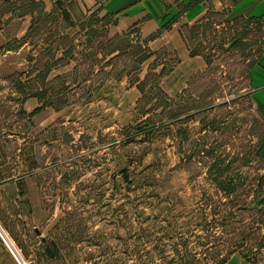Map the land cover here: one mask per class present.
<instances>
[{
	"label": "rangeland",
	"instance_id": "1",
	"mask_svg": "<svg viewBox=\"0 0 264 264\" xmlns=\"http://www.w3.org/2000/svg\"><path fill=\"white\" fill-rule=\"evenodd\" d=\"M196 1L206 17L196 30L183 24L186 45L175 48L150 41L166 28L144 37L135 18L116 30L115 15L77 0H0V185L16 183L0 188V233L31 264H163L159 249H186L169 227L203 234L192 228L202 216L229 223L206 247L219 259L244 240L225 264H264L254 228L264 159H242L264 156V109L251 85V103L237 90L264 44V19L230 20V0ZM208 101L210 111L188 117ZM217 155L245 178L230 198L213 183ZM0 264H17L1 235Z\"/></svg>",
	"mask_w": 264,
	"mask_h": 264
},
{
	"label": "crops",
	"instance_id": "2",
	"mask_svg": "<svg viewBox=\"0 0 264 264\" xmlns=\"http://www.w3.org/2000/svg\"><path fill=\"white\" fill-rule=\"evenodd\" d=\"M56 0H52V3ZM192 0H77L79 5L88 12H92L93 9H101L102 14L111 13L118 18L116 30L124 31L128 28L123 23H128V20L140 18L137 21V27L141 36L150 37L151 35L161 31L164 24H166L185 4H189ZM196 1V0H195ZM201 5L197 2L193 4L189 9L185 10L172 25L164 29V35L156 36L153 40L157 41L159 38H166L165 44L169 46L186 45L185 39L181 36L180 29L183 24L201 22L206 17V10H202ZM204 8V6H203ZM227 17L231 20V17H247L251 19H264V0H230L229 8L226 11ZM231 14V16H230ZM3 28L0 25V46L1 42L5 40V34ZM6 42H4L5 45ZM22 46H20L19 52H21ZM3 52V51H2ZM11 51L6 50L2 54L5 58ZM191 57V55H190ZM197 57V56H196ZM251 86L253 91L251 93L252 99L255 104L264 109V44L260 47V52L257 61L250 67ZM264 149V145L262 146ZM14 184L11 181L0 185L5 191H9L14 188ZM1 197V196H0ZM2 198V197H1ZM20 215V214H19ZM20 221V219H18ZM27 224L26 222H22ZM17 239V238H15ZM43 239V238H42ZM21 237H18L17 241L21 242Z\"/></svg>",
	"mask_w": 264,
	"mask_h": 264
},
{
	"label": "trees",
	"instance_id": "3",
	"mask_svg": "<svg viewBox=\"0 0 264 264\" xmlns=\"http://www.w3.org/2000/svg\"><path fill=\"white\" fill-rule=\"evenodd\" d=\"M197 2L198 1H195V3H197ZM188 5L187 6L190 7L192 4L189 3ZM180 12H182V10L178 11L166 24H164L163 28L170 27V25L177 19V16H179ZM200 23L201 22H195L192 25H187V27H191L190 29L196 30ZM166 25H169V26L167 27ZM110 42H112V40ZM229 43H231V42H229ZM234 45H235L234 43L230 44V47L227 50L230 51V49ZM189 48H190V52H191L190 54L193 56H197L199 54H202V51L198 50V48H196V45H194L193 47H192V45H190ZM123 50H126V48L117 47V48H115L114 51H120L122 53ZM114 51H112V52H114ZM147 56L148 57L150 56L149 53ZM147 56L145 57V59L147 58ZM113 58H115V56L111 57V59H113ZM111 59L108 61L109 63L112 61ZM145 59H143V57H142V58L137 59L136 62L140 65L145 61ZM156 60L149 65L150 71L153 70V72H154V67L157 65V62H158V60H157V62H156ZM255 62L256 61L251 62V64L248 65V68L251 67ZM153 74L155 77V73H153ZM228 78H229V80L233 81L237 77L229 76ZM244 78H246V84L239 86L237 90H239L240 92L244 91V93H239V95L242 96L243 98L246 97V99H248V102L251 103L250 96H249L250 95L249 87L251 85L250 73H249L248 77H244ZM143 87L141 85V88H143ZM151 87L152 86H150L149 88H151ZM234 100H236V99H234ZM211 103H213V101L206 102L204 104V107L199 109L200 111L198 110V112H196L195 114H192V115L190 114V115H188V117L193 118V117H196L198 115L200 116L207 111H210L213 107L209 108L207 106H209ZM223 103H225V105H227L228 102L225 101ZM181 120L182 119H177L176 122L180 123ZM213 129L216 131L219 130V128H217V127H214ZM224 144H226V143L225 142L221 143L220 146L223 147ZM244 154H245V157L242 158L244 161L248 160V162H251V160H252L251 158L254 157V154H256L259 157L258 159H264V156L260 155V153L259 154L257 153V149H256V151L251 150V151H248L247 153H244ZM222 157H223V155H217V158H216L217 162L215 161V163L211 166V168H212L211 173L214 176L213 183L219 188V190H221L224 193V195L226 197L230 198L232 193L237 189L236 188L237 184L235 183L237 181V179L239 180L238 185H240L241 179H245V178L242 177V175L239 171L240 169H238L239 167H237V166L234 167V164H233V166L232 165H226L225 159H223ZM239 158H240V155L237 154L236 159L233 161V163L238 161ZM247 158H250V159H247ZM243 164H245V163L242 162L241 165H243ZM249 164H251V163H249ZM237 171H239V172H237ZM121 172H122L124 178L126 180H129L128 170L122 169ZM263 176L264 175H262V177ZM258 202L260 205L263 204L264 203V197L259 199ZM241 210H243V212H244L245 210H247V207L243 206V207H241ZM260 210H262V209H260ZM256 224L259 227L254 226V228H258L260 231H262L261 234L259 233L258 243H257L258 244V251L261 252L262 250H264V219H260V218L257 219ZM228 225H229V223L226 221V219L225 220H216L215 217H214V219L213 218L208 219V217L202 216V217H200L199 221H195V223L192 224V228H196L194 230H197L199 227H201L203 229V232H204L203 234H196V233L192 232L191 230H189L186 234L184 232H178V230L176 228L169 227V230L166 232L167 238L174 240L176 237H179L180 241L175 243V244L176 245L183 244V246H185L186 249H185V251H182L181 249L175 248L176 251L174 253H169L165 249H159L160 254H158V255L164 261L163 264H225L227 262L229 256L232 253H234L240 247L244 246V242H243L244 240L242 242L240 241L239 243H235V241H234L235 244L232 245L231 249L228 250L226 256L223 257L222 259H219L220 258L219 257V250L212 251L213 246L209 247V249L206 247L211 242H213L211 244H214V242L219 241L220 239L216 238V235H215V234H217V230L221 229V228L228 227ZM224 230L226 232H229L228 228H225ZM189 234H190V237L193 238V240L195 239L194 241L190 237L185 238V236L189 235ZM220 243H224V241H221ZM190 244H192V245L198 244V246H199V244L203 245L204 249H202L201 251H196L197 248H195V249H193L194 250V252H193L189 248ZM253 258H251V259L253 260ZM148 261H153V260L148 259V258H145V259L141 258V264H145ZM153 264H155V263H153Z\"/></svg>",
	"mask_w": 264,
	"mask_h": 264
},
{
	"label": "built area",
	"instance_id": "4",
	"mask_svg": "<svg viewBox=\"0 0 264 264\" xmlns=\"http://www.w3.org/2000/svg\"><path fill=\"white\" fill-rule=\"evenodd\" d=\"M4 234L1 232L0 235L5 243V245L9 248L14 259L16 260L17 264H31V261L26 259L24 255L17 249L16 245L9 237L7 233L3 230Z\"/></svg>",
	"mask_w": 264,
	"mask_h": 264
}]
</instances>
